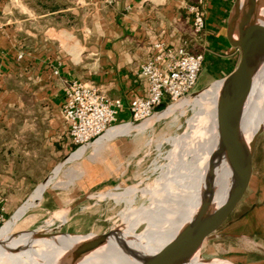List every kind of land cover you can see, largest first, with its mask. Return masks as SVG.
Listing matches in <instances>:
<instances>
[{
  "label": "rangeland",
  "instance_id": "obj_1",
  "mask_svg": "<svg viewBox=\"0 0 264 264\" xmlns=\"http://www.w3.org/2000/svg\"><path fill=\"white\" fill-rule=\"evenodd\" d=\"M247 1L244 3L247 4ZM263 6L264 0H256L254 13L257 14ZM232 20V23L236 24V18L233 17ZM234 28L238 31L237 25ZM76 32L74 31V38H78ZM55 37L60 38L58 34ZM75 54L74 50L72 57L74 61L77 60ZM220 77L215 74L209 75L207 65L203 64L195 92L187 98H192ZM9 89L23 91L14 81L10 83ZM34 108L36 107L32 100L24 98L10 101L7 109L0 114V207L9 210L5 212V222L16 215L20 206L30 199L38 185L62 160L68 161L53 171L54 181L48 183L42 199L16 218L13 234L45 227L47 220L55 215L56 217L65 215L66 218L60 221L54 217L56 219L49 226L51 231L75 234L100 233L117 227L128 209L149 206L154 201L163 200L168 193L174 198L181 197L179 200L184 198L183 190L179 189L184 188L188 181L184 178V172L195 165L191 154L192 140L189 138L185 146H178L175 145L174 137L188 135L192 131L191 117L196 111L192 104L189 103L164 116H153L145 120L149 121V125L140 129L135 125L129 132L106 139L95 157L94 143L104 136L102 135L93 144L88 145L79 157L73 159L69 157L80 149L76 151L78 146L71 141L70 150H64L57 145L55 158L52 153L50 154L52 148L49 149L42 137L33 135V132L23 128V123L35 116ZM165 110L166 105H163L159 112ZM203 122L199 119L193 127L191 135L194 140L204 135ZM29 149L31 155L28 153ZM35 152L37 155H33ZM53 158L55 160H52ZM252 163L253 171L244 197L219 228L216 236L206 242L201 253L202 259L229 260L236 264H264V128L256 137ZM71 169L82 174L71 179L68 177ZM26 174L28 178L24 180L22 176ZM55 181L59 182L58 185H55ZM127 187H135L136 191L117 198L108 194L110 191L122 192ZM85 194L89 195L86 200L71 210L65 209L66 204ZM167 199L168 203L170 199ZM140 221L132 233H139L148 228L147 220ZM61 222H64L62 226ZM2 225L3 223L0 227ZM14 264L17 263L14 261Z\"/></svg>",
  "mask_w": 264,
  "mask_h": 264
},
{
  "label": "crops",
  "instance_id": "obj_2",
  "mask_svg": "<svg viewBox=\"0 0 264 264\" xmlns=\"http://www.w3.org/2000/svg\"><path fill=\"white\" fill-rule=\"evenodd\" d=\"M62 1L64 7L50 11L34 7L30 0H0V114L10 101L32 100L35 116L23 128L42 137L55 158L57 145L72 148L61 110L67 81L95 83L109 98H120L118 121L123 122L131 118V100L145 93L138 71L157 52L156 43L203 51L209 75L220 79L240 59L230 37L236 0H203L206 23L199 35L189 10L199 0ZM13 81L23 91L10 90ZM73 202L65 209L71 210Z\"/></svg>",
  "mask_w": 264,
  "mask_h": 264
},
{
  "label": "bare ground",
  "instance_id": "obj_3",
  "mask_svg": "<svg viewBox=\"0 0 264 264\" xmlns=\"http://www.w3.org/2000/svg\"><path fill=\"white\" fill-rule=\"evenodd\" d=\"M244 2L246 0H240V20H244L243 11L246 5ZM255 15L256 18L253 22L255 38L249 43L251 56L253 57L257 54L264 42V6ZM234 31H236L235 28ZM238 35L239 32L236 31L235 37ZM210 86L204 87L192 98L189 99L186 97L184 100L181 99L182 101L176 102L167 107L165 111L156 114L158 116H164L190 103L196 108L194 115L191 117V130L193 131V127L199 119L204 121L202 123L204 135L200 136V138L194 140L191 135L192 131L188 135L174 137L175 145L178 146H185L189 138L192 140L189 142L192 143L191 154L195 165L190 166L192 168L186 169L184 172V178L188 180L184 188L177 187L183 190L182 192L185 194L184 198L179 200L181 197L174 198L172 194L166 191L168 194L161 201H154L151 205L148 204L149 206L144 205L145 207L141 206L137 209H128L124 212L121 223L112 229L113 235L106 242L92 246L74 264H138L140 260L158 254L174 236V247H179L184 244L189 223L191 224L193 219L204 210L206 203L212 200L213 205L218 206L227 199L232 188L239 180L248 153L252 149L253 140L264 128V62L259 67L246 93L240 97L232 109V147L228 154L222 156L215 154L213 180H211L212 177L210 178L209 173V156L212 151H216V153L219 151V138L215 123V107L218 93L222 86V80L219 79ZM148 122L145 121L136 126L133 123H126L110 129L102 138L99 140L96 139L97 141L95 140V157L106 139L129 132L133 129L132 126L140 129L149 125ZM85 148L86 146L79 148L80 150L78 149L79 151L71 155L69 159L79 157L85 151ZM179 156L181 157V154ZM172 164L174 165L175 163L172 162ZM81 174L82 172L74 169L69 173L68 177L74 179ZM54 176L52 175L46 183L39 184L30 199L21 206L16 215L14 214V217L7 220L0 227V236H3L0 237V264H14V261L17 264H68L76 247L87 237L85 234L51 231L49 226L52 225L54 219L58 218L60 221L65 220L66 216L60 215V213H58L60 216H54L56 218L50 217L45 227L13 234V227L17 221L16 218L28 207L42 199L44 189L48 183L54 181ZM210 181L213 182L212 190L210 188ZM58 183L56 182L54 184L58 185ZM146 189L148 188L146 187ZM135 191V187H127L122 192L110 191L108 194L117 198L118 196L122 197ZM176 195L175 197H177ZM167 198L170 199L168 203ZM140 220H147L148 228L139 233H132ZM124 227L126 230L123 231L122 229ZM195 258L198 263L205 261L199 254ZM208 263L233 264L229 260L224 261L222 259L211 260Z\"/></svg>",
  "mask_w": 264,
  "mask_h": 264
},
{
  "label": "built area",
  "instance_id": "obj_4",
  "mask_svg": "<svg viewBox=\"0 0 264 264\" xmlns=\"http://www.w3.org/2000/svg\"><path fill=\"white\" fill-rule=\"evenodd\" d=\"M202 1L189 6L193 31L197 35L206 23L205 10L200 5ZM155 48L157 52L139 68L138 75L145 82V93L131 100V118L127 121H118L123 105L120 98H109L95 83L80 79L66 82L62 113L71 142L78 146L76 151L93 144L113 127L145 121L159 113L161 106L166 105L167 108L195 92L204 54L189 51L184 46H166L161 42L156 43ZM22 56L20 52L18 57ZM55 73H59L58 70ZM5 220L4 207H0V224H4Z\"/></svg>",
  "mask_w": 264,
  "mask_h": 264
},
{
  "label": "water",
  "instance_id": "obj_5",
  "mask_svg": "<svg viewBox=\"0 0 264 264\" xmlns=\"http://www.w3.org/2000/svg\"><path fill=\"white\" fill-rule=\"evenodd\" d=\"M255 5L256 0H248L243 11L245 18H243L244 20H240V0H236L233 16L230 21V24H232L230 26L231 43L233 46L239 48L240 59L236 67L226 76L221 78L222 86L218 93V99L215 107V123L219 138V151L217 153L216 151H212L209 156V173L210 178L212 177L211 180H213L215 172V156L217 154H220L221 156L228 154L232 147V109L240 97L246 93L259 67L264 62V42L254 57L251 56L249 44L250 41L255 38L253 29ZM233 17L236 18V24L232 23ZM235 25H237L239 32L237 37L234 35ZM140 123L141 121L134 122L133 124L138 125ZM256 137L253 140L252 149L248 153V157L240 173L239 180L232 188V191L229 193L227 199L218 206L213 205L212 200H209L206 203L204 210L193 219L191 224L189 223L183 245L174 247V236L165 244L163 249L158 254L152 257L144 258L140 260L138 264H210L207 260L198 263L195 257L197 254L201 256L202 249L206 242L216 236L219 228L226 222L228 217L244 197L249 187L253 171L252 154ZM66 161L68 160H62L56 167H62ZM53 171L50 172L41 183H46V181L52 176ZM212 187L213 182L210 181L211 190ZM88 196V194H85L84 196L76 199L70 208L83 202L88 198ZM112 233L113 230L100 233H83L87 237L79 244V246L76 247L68 264H74L92 246L106 242L113 235ZM232 263L236 264L234 262Z\"/></svg>",
  "mask_w": 264,
  "mask_h": 264
},
{
  "label": "trees",
  "instance_id": "obj_6",
  "mask_svg": "<svg viewBox=\"0 0 264 264\" xmlns=\"http://www.w3.org/2000/svg\"><path fill=\"white\" fill-rule=\"evenodd\" d=\"M30 2L36 8H41L50 11L64 7V3L62 0H30Z\"/></svg>",
  "mask_w": 264,
  "mask_h": 264
}]
</instances>
